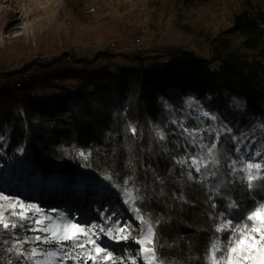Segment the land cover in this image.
I'll list each match as a JSON object with an SVG mask.
<instances>
[{
    "label": "trees",
    "instance_id": "obj_1",
    "mask_svg": "<svg viewBox=\"0 0 264 264\" xmlns=\"http://www.w3.org/2000/svg\"><path fill=\"white\" fill-rule=\"evenodd\" d=\"M230 33L241 36V44L218 36L211 42L210 60L181 48L167 53L166 61L148 66V60L161 57L112 49L85 56L63 47L51 61L35 58L20 71L8 72L2 66L7 59L0 58V121L12 124L10 153L25 146L44 179L62 175L76 184L77 177L85 175L109 180L122 193L125 188L138 190L134 194L142 202V214L154 224L159 221V255L167 264H203L215 235L214 195L205 183L189 179L177 163L179 144L160 140L156 131L170 133L172 108L182 111L186 97L215 99L218 106L238 98L245 103V119L264 117V0H242ZM118 58L135 64L95 68L102 59ZM57 63L65 65L56 69ZM217 63L221 66L212 68ZM35 69L41 75L28 87L14 83ZM69 80L73 84H67ZM49 82L57 87L54 97L39 99L34 87ZM19 107L22 115L8 112ZM218 146L227 182L220 197L248 208L260 202L240 182L241 173L233 177L225 168L230 141L222 137ZM9 248L0 246V264H25V256Z\"/></svg>",
    "mask_w": 264,
    "mask_h": 264
},
{
    "label": "rangeland",
    "instance_id": "obj_2",
    "mask_svg": "<svg viewBox=\"0 0 264 264\" xmlns=\"http://www.w3.org/2000/svg\"><path fill=\"white\" fill-rule=\"evenodd\" d=\"M241 4L242 0H0V58L7 59L2 66L8 72L20 71L27 62L35 58L42 62L51 61L63 47L73 48L85 56H92L99 50L112 49L113 52L125 54L146 53L150 58L161 57L155 61L148 60V66L166 61L167 53L181 48L192 50L200 57L210 60L211 42L218 36L228 37L234 46L241 44L242 37L230 33L235 16L241 11ZM110 63L115 66L135 64L120 58L112 61L102 59L95 68ZM64 65L57 63L56 69ZM220 66L217 63L212 68ZM112 69L115 70V67ZM38 75H41V71L35 69L20 74L14 83H21V87L26 88ZM66 83L73 84L70 80ZM3 84L1 79L0 86ZM56 89V85L49 82L45 85L37 84L33 92L39 99L45 100L52 99ZM189 99L194 101L191 108L187 105ZM214 102L215 99L211 98L195 100L186 97L182 111L172 108L173 120L182 122L189 130H195L194 137H188L172 122L170 133H164L168 140L179 144L178 160L185 158L190 163L192 156L201 159L200 173L195 172L194 168L190 169L187 164L179 165L184 172L191 171L193 179L210 188L214 203L217 204L215 211L220 212L225 210L227 202L226 198L216 195L214 191L217 184H222L220 194L227 187L220 165V139L224 137L230 141L229 153L224 162L229 172L231 170L228 165L232 160L254 157L253 162H262L264 128L259 126L264 124V117L255 121L245 119V103L238 98L231 97L227 104L220 106ZM1 108L0 102V114ZM203 111L215 116L216 120L204 117L201 114ZM8 112L23 114L20 107ZM3 121H0V194L9 199H0V246L15 245L14 250L19 249L25 258L31 255L32 248H36V255L32 259H26L25 264L48 260L43 255L44 251L53 250L57 245L34 240L35 236H45L48 233L32 229H39L50 222L60 223L59 216L62 213L85 227L94 224L104 227L131 224V237L127 242L109 240L102 233L99 234L100 241L110 245L109 250L115 256H126L128 253L141 255L139 246L132 240L139 233V221L125 203L124 193L116 185L109 180L91 179L85 175H79L76 184H70L62 175L44 179L33 166L25 146L10 153L12 124ZM225 126L231 131H221ZM218 131L220 138L216 141ZM193 139L195 144L192 143ZM212 143H217V165L210 162L207 149L199 147V144L210 146ZM236 147L241 148L239 153L235 151ZM257 151L262 155L255 156ZM205 163L207 168L203 166ZM236 168H240L239 163ZM212 172L217 175L211 176ZM203 176H207V180L202 181ZM256 183L264 184V181ZM250 194L257 200L264 198V190L258 189ZM16 201H22L24 206L36 205L41 212L37 214L30 208H22ZM141 204L138 199L136 206L140 208ZM13 210L17 213L23 211L29 219L21 220L19 216L12 214ZM241 214L235 213V218L239 219ZM44 215H50L53 221L45 220L44 225L34 223ZM4 222L9 225L15 223L17 227L5 229ZM127 231L126 229L125 232ZM53 259L54 264H61L59 257ZM64 264L75 262L68 259ZM88 264H93L92 260ZM99 264L108 262L100 261Z\"/></svg>",
    "mask_w": 264,
    "mask_h": 264
},
{
    "label": "snow or ice",
    "instance_id": "obj_3",
    "mask_svg": "<svg viewBox=\"0 0 264 264\" xmlns=\"http://www.w3.org/2000/svg\"><path fill=\"white\" fill-rule=\"evenodd\" d=\"M235 103V102H234ZM194 101L189 99L187 101L188 107H192ZM204 117H210L212 120H216L215 116H212L209 112L203 111L201 113ZM173 124H177L182 129L183 133H186L188 137L195 136V130H189L184 127L182 122L172 120ZM259 127L264 128V124ZM231 131V129L222 128L221 131ZM133 134L136 133V129L131 128ZM156 136L160 140H165L166 135L163 130L156 131ZM187 138V137H186ZM216 141H219L220 132H216ZM2 139V138H0ZM195 144V139L192 140ZM200 148H206L210 157V162L213 165L219 163L215 150L217 143H212L210 146L205 144H199ZM235 151L239 153L240 147H236ZM78 155L84 159H87L88 154L80 151ZM262 153L257 151L255 156H261ZM254 157L248 160L238 159L232 160L228 165L230 175L235 177L237 172L243 173L239 177L240 182L249 190L250 193L256 190H264V184H258L257 181H264V161L253 162ZM180 165L187 164L190 169L194 168L195 172H201V159L196 156L191 157L189 163L187 159L181 158L177 160ZM237 163L240 164V168H236ZM207 168V163L203 165ZM189 179H193L192 172L187 173ZM216 172H212L211 176L215 177ZM110 179V177H109ZM203 180H207V176H203ZM125 185L129 183L125 180ZM222 184L214 186L216 195H220ZM125 195V203L128 204L131 210L135 214V218L139 221V233L132 237L135 244L139 246L140 256H136L133 253H128L126 256H115L113 251H110V245H105L100 241V233L106 236L109 240L119 242L121 240L127 242L131 237V224L120 226L115 224L113 226L104 227L101 225H91L85 227L79 223H75L73 220L66 218L62 213L59 216L60 223L50 222L44 225V221H53V217L50 215H44L40 219L34 221L37 225H44L39 229H32V231H42L48 233L45 236H35L33 239L42 241L46 244H55L57 247L53 250L44 251L43 255L49 259L41 262L34 261V264H54V259L59 257L61 264H64L68 259H72L75 264H88L89 260H92L93 264H99L100 261L108 262V264H167V262L159 255L158 247L159 238L156 234V227L159 224L157 220L155 224L150 217H145L141 209L136 206V201L139 199L132 188L123 189ZM0 199L7 200L9 197L0 194ZM213 199L212 196L209 197ZM225 210L216 212L213 211L211 216L216 223L214 224L215 235L211 239L209 245L206 247L203 255V264H264V198L261 201L254 203L250 208L237 203L230 197L226 198ZM16 204L22 208L27 207L34 211V213H40L41 209L36 205L24 206L22 201H16ZM211 208L215 210L217 208L216 203L211 204ZM242 213L239 219L235 218V213ZM13 215L19 216L21 220L29 219V217L23 211L17 213L13 210ZM5 229L16 228L17 224L13 223L9 225L7 222L3 223ZM22 226V225H21ZM98 229V231H95ZM128 230L125 232V230ZM123 233V234H120ZM64 241H70V244H64ZM7 243V242H6ZM22 243V242H21ZM91 245V247H86ZM15 245L8 250L12 251ZM79 249V251H77ZM18 255H22L19 249H16ZM37 253L36 248H32L31 255L26 259H32Z\"/></svg>",
    "mask_w": 264,
    "mask_h": 264
}]
</instances>
